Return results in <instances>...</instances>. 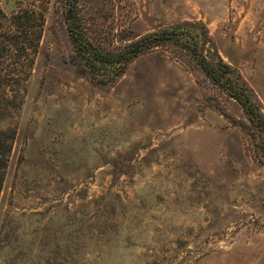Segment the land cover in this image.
Instances as JSON below:
<instances>
[{
  "label": "rangeland",
  "instance_id": "1",
  "mask_svg": "<svg viewBox=\"0 0 264 264\" xmlns=\"http://www.w3.org/2000/svg\"><path fill=\"white\" fill-rule=\"evenodd\" d=\"M103 48L190 23L264 116V0H77ZM5 13L13 0H0ZM0 189V264H264V140L186 52L112 82L71 61L49 0Z\"/></svg>",
  "mask_w": 264,
  "mask_h": 264
},
{
  "label": "trees",
  "instance_id": "2",
  "mask_svg": "<svg viewBox=\"0 0 264 264\" xmlns=\"http://www.w3.org/2000/svg\"><path fill=\"white\" fill-rule=\"evenodd\" d=\"M49 0H13L5 13L0 7V189L15 137L14 123L31 69L38 52ZM71 47V61L94 83L107 84L120 75L136 56L161 45L186 52L200 71L227 96L235 100L253 128L251 135L264 140V116L254 104L239 74L216 56L210 59L207 32L200 26L182 23L136 38H124L120 45L103 48L91 41L78 12L77 0H54Z\"/></svg>",
  "mask_w": 264,
  "mask_h": 264
}]
</instances>
